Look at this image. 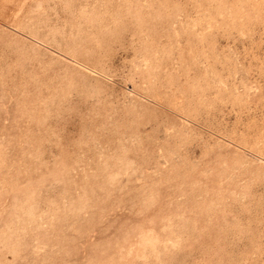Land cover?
I'll return each instance as SVG.
<instances>
[{"label":"rangeland","instance_id":"1","mask_svg":"<svg viewBox=\"0 0 264 264\" xmlns=\"http://www.w3.org/2000/svg\"><path fill=\"white\" fill-rule=\"evenodd\" d=\"M0 264H264V0H0Z\"/></svg>","mask_w":264,"mask_h":264}]
</instances>
